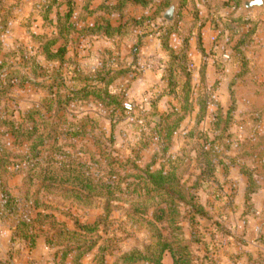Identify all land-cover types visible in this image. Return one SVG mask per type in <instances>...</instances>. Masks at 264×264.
Here are the masks:
<instances>
[{"label": "rangeland", "instance_id": "374dc122", "mask_svg": "<svg viewBox=\"0 0 264 264\" xmlns=\"http://www.w3.org/2000/svg\"><path fill=\"white\" fill-rule=\"evenodd\" d=\"M58 1L63 2L65 0ZM120 1L123 0H94L91 10L96 12L104 7L105 11L91 17L87 25L93 27L105 18L110 20L114 28H121L122 35L115 40L99 36L87 37L80 33L84 30L86 24H78L77 33H79L72 35L69 40L66 58L68 65L64 66L62 72L68 80L66 83L67 88H72L70 80L73 78L75 71L85 77L109 61L118 66L122 65L124 69H132L133 49L140 37L147 36L135 62V68L140 74L119 78L113 87L116 96L123 97L126 101L127 113L125 115L119 112L113 113L111 110L109 112L104 111L98 108L96 104H74L65 113L54 114L48 106L44 111V106L47 105L45 100H48L49 96L45 88L41 87L46 84L48 86L54 85L56 78L54 72L55 68L58 67L55 64L47 63L44 57H36L35 60L42 69L37 71L35 75L32 74L31 70L29 72L28 70L25 72L15 70L9 72L7 70L6 78L11 76L21 77L25 78V82L20 87L18 85L7 87L8 93L0 102V124L11 120L21 123L28 112L40 107V110L45 114L49 133L54 131L58 135H66L68 134L67 130H70L67 127V122L76 124L75 129H71V134L79 132V134H85L86 136H81L78 139L63 136L60 139V145L64 146V150L69 153L72 160L77 159L79 161L76 162L88 166L97 179L106 177V167L113 162L118 163V166L113 168L124 177L136 174V171L132 170V165L143 166L148 164L155 154H159V158L162 157L160 154L161 143L155 133V124H159L161 117L170 113L175 106L174 100L165 95L168 87L165 64L169 61V52L163 48L161 42L164 35L162 33L161 35L158 34L163 23L166 24L167 28L170 27V24L163 20V15L171 7L174 0L170 2L171 5L166 11L165 6L169 5L168 0H156V4L147 10L140 5L131 4L123 14L124 16L116 12ZM177 1L176 21L171 25L174 26V30L176 29V33L169 38V47L174 52H178L183 48L182 39L188 36L190 28L193 25L199 26L195 24L191 10L181 11L182 0ZM239 1L241 7L238 8H236L235 2L230 3V0H228L215 7L206 5L205 9L198 10V20L200 18L202 20L207 19L210 21L212 29L220 33V36L218 34L219 37L216 38L221 41V46L216 42L214 46L217 49L221 47V56L223 57L228 56L226 52L236 54L238 43L244 36L255 31L254 27L257 29L256 33L261 31L263 33L258 35L264 37V9L245 14L243 2L247 0ZM74 2L77 4V18L80 19L83 17L80 11L83 7V0H74ZM44 4L45 2L42 0H0V46L3 56L0 59V64L9 61L10 66L18 64L21 66L20 69H23L22 60L16 58L15 55H20L23 52L28 59H31L34 47L31 37L50 36L53 33L52 28L42 18V6ZM152 8H156L155 12L152 10L153 14L150 11ZM58 12L64 13L65 9H60ZM55 14L56 11L53 9L52 15L49 17L51 21L56 20ZM76 19L74 22H76ZM150 20H153L152 24L149 23ZM238 20L242 22L236 23ZM155 39L160 43H158L159 47L157 49L152 41ZM173 39L178 40L181 46H176V43L172 41ZM148 43H150V48ZM246 43H248V40ZM191 44H194L197 51L200 50L196 29ZM250 47L246 49L245 46L243 48L244 52L251 50ZM148 48L149 51L154 53L159 51L162 58L155 59L154 57L144 56L142 52ZM9 54L10 56L13 54L14 57H10ZM110 55L112 56L111 60ZM235 58L237 59V57ZM235 60L234 73L225 72L222 68H218L222 65H218V67H214L216 71L208 74L204 71L207 65L203 61L201 63L203 66H200L199 70L194 69L195 66L191 63L194 114L181 125L167 155V157L174 159H185L188 175L184 178V186L188 189L195 187L193 192L196 197V204L203 209L204 206H209L214 211V213H210L211 216L206 214L204 217V215H199L197 212L195 214V211L192 212L190 210L191 205L180 206V217L177 221L179 231H177V226L169 227L166 223L157 224L162 236L174 246H176L177 240L183 243L197 241V244H194L191 250L194 259L197 260L202 258L200 257L201 250L198 249L200 245H204L206 242L207 245L214 247L212 244L216 240L214 239L216 230L222 228V230L225 229L231 232L227 228H231L236 224L232 219L233 224H228L225 221L222 227L221 223L215 219L220 215L224 203L221 202V197H219V195L221 196L220 191H223L222 186L225 184L226 178L233 177L231 169H237L238 167L243 175L244 170H251V167L249 168L247 165L248 163L249 165H255L258 161L264 160V67H262L264 65L256 66L254 61L248 59L249 69L243 72L245 74L242 77L234 79L242 73L240 69L242 62L240 59ZM202 71L205 72V82L201 81ZM149 73H158L160 79L155 82L150 80L152 85L149 87L145 84L149 80L140 84L139 81H144V77ZM222 78L227 80L225 84L223 83L224 80H217ZM200 99L210 105L206 119L201 124L197 122ZM155 100H158V103L152 109V103ZM231 100L234 101L233 120L229 131L231 140L229 144L227 140L221 143L219 140L220 135L213 132L214 124H216L215 116L219 112L227 113L232 106ZM50 118H55L56 123ZM0 131H4L1 125ZM2 141L10 154L24 155L27 152L26 147L14 148V141L11 138L6 137ZM208 161L215 169L214 175H205V164ZM241 166H245V168L242 169ZM27 169L28 166L27 168L25 166L19 168V170L25 172ZM10 171L13 173L12 169ZM220 174L223 178L220 177ZM129 182L131 184L133 180ZM8 186L16 198L20 199V204H18L13 215H7L0 221V259L7 264H55L57 253L63 251V245L61 246L63 243L58 244L57 240L54 239L53 246L45 247V242H48L56 231L50 227H47L49 231H43L41 235H38L41 244L38 248L31 249L24 242H16L12 245L11 229L16 225V220L20 219L19 216L26 214L31 218L30 215L33 217L35 213L29 210L30 205L24 204L25 201L20 198L19 190L23 186V176L11 178ZM122 189L124 190L123 194L117 197V202L111 204L109 214L105 211L103 200L90 199L80 205L74 200L65 201L60 199L59 196L54 197V195L44 198L43 193H41L39 204L51 209L46 213L53 214L58 224L64 226L70 232L77 230V224L92 226L97 223L99 227L97 235L86 236L84 240L86 244L87 242L96 243V249L91 253H86L85 249L81 252L70 253L72 255L65 264H98L95 262V258L98 256L100 249H105L107 253L114 252L112 256L106 257L105 264H121L119 260L123 256L134 251L146 252L156 242L155 229L145 223L154 219L156 210H150L146 214L135 211L132 207L135 203L132 197L134 191L131 189L128 192L126 187H122ZM68 190L72 191L69 188ZM28 202L34 201L30 200ZM162 207L165 208V206ZM215 220L218 223H215ZM214 223L217 227L213 228L212 232L214 233L211 236L212 234L206 233V231ZM80 254L83 257L78 260ZM206 254L202 260L206 257ZM163 264H173V259L169 254L164 256ZM194 264H197V262H194Z\"/></svg>", "mask_w": 264, "mask_h": 264}, {"label": "trees", "instance_id": "16d2710c", "mask_svg": "<svg viewBox=\"0 0 264 264\" xmlns=\"http://www.w3.org/2000/svg\"><path fill=\"white\" fill-rule=\"evenodd\" d=\"M42 1L45 2L42 6V18L52 28L53 33L50 36L31 37V41L34 44L31 59H28L23 52L20 55H15L16 58L22 60L23 69H20L21 66L18 64L10 66L9 61L6 62L8 64H0V102L8 93L7 87L17 85L20 87L25 82V78L21 77L16 78L11 76L10 78H6L7 70L9 72L10 70L17 72H25L27 70L29 72L31 70L32 74L35 75L37 71L42 69L35 59L36 57H44L47 63L58 66L54 72L56 75L54 85L48 86L46 84L41 87L45 88L49 96L48 100H45L47 105L44 106V111H46V107L48 106L49 110L54 112V114L65 113L74 104H96L98 108L104 111L109 112L111 110L113 113L119 112L125 115L127 113L125 108L126 101L123 97L116 96L113 87L119 78L132 75L138 76L140 74L135 68V62L139 50L143 47L142 43L147 36L143 38L139 36L138 43L133 49L132 69H124L122 65L118 66L114 62L109 61L85 77L83 74L75 71L73 78L70 80L72 88H67L66 83L68 80L65 74H63L62 69L65 65H68L66 58L69 40L72 35L79 33H77V25L80 23L86 24L84 30L80 32L82 35H86L87 37L99 36L109 40H115L117 37H120L122 29L114 28L110 20H106L105 18L101 19L93 27L87 25L91 17H95L98 13L105 11L104 7H101L98 11L93 12L91 6L94 0H83V7L80 9L83 17L80 19L77 18L78 10H76L77 4L74 0H65L63 2H59L58 0ZM168 1L169 5L165 6V11L170 7V2H172V0ZM181 2V11L185 9L191 10L195 24L199 26L193 25L190 28L188 36L182 39L183 48L178 52L172 51L169 47V38L176 33V29H173L174 26L170 25L167 28L166 24L163 23V26L159 29L160 32H158L159 35L161 33L164 35L161 38V42L163 48L169 52V61L165 64L168 75V87L165 95L172 98L175 102L172 111L161 117L159 124H155V133L158 141L161 143L160 154L162 157L159 158V154H155L148 164L143 166L132 165V170L136 171V174L124 177L113 168L118 166L117 162H113L106 167V177L97 179L93 176L88 166L76 162L79 161L77 159L72 160L69 153L64 150V146L60 145V139L63 136L74 139L86 136L85 134H79V132L71 134V129H75L76 124L67 122V127L70 130H67L68 134L66 135H58L54 131L49 133L45 114L40 110L41 107L28 112L23 117L21 123L15 122V120L1 122L0 125L4 128V131H0V221L7 217V215H13L18 204H20V199L16 198L8 186L9 180L16 176H23V186L19 190L20 198L25 201L24 204H29L30 208L28 209L35 213L33 217L29 214L31 218L26 214L19 216L20 219L16 220V225L11 229L12 245L16 242H24L28 244L29 248L34 249L40 241V236L38 235H41L43 231L48 230L47 227H50L56 231L52 234L53 237H50L48 242H45V246H53L54 239L57 240L58 244L63 243L61 246H65H62L63 251L57 253L58 256H56L55 264H65L72 255L70 253L73 252H81L84 249L86 253L93 252L96 249V243L87 242L86 244L84 240L86 236L98 234L99 227L97 223L92 226L77 224V230L70 232L64 226L58 224L53 214L49 215L46 213L51 209L39 204V196L41 193H43L44 198L53 195L54 197L59 196L60 199H64L65 201L74 200L80 205L90 199L103 200L105 202V211L109 214L111 204L118 201L117 197L124 192L122 187H126V191L129 192L131 189L134 191L132 197L135 203L133 202L132 207L135 211L146 214L150 210H156L154 219L151 222H145L155 229L156 242L149 247L148 251L131 252L120 258L119 262L121 264H163V258L166 254L171 256L173 264H194V262L199 264L201 262L200 258L198 260L194 259L191 252L193 245L197 244V241L183 243L177 240L176 246H174L162 236L157 228L158 223H166L169 227L177 226V231H179L180 228L177 221L180 217V206L191 205L190 210L192 212L195 211V214L197 212V214L204 215V217L207 214L201 206L196 204V197L193 192L195 187L188 189L183 184L185 176L188 175L185 159L167 157L173 144V139L178 134L181 125L194 114V88L188 53L195 29L198 32L199 48L202 51L201 30L204 27V23L198 20L199 11L195 0H182ZM233 2L235 0H230V3ZM131 4L140 5L143 9L147 10L156 4V0H123L118 3V10L116 12L124 16L123 14ZM235 6L236 8L241 7V2L237 0ZM59 8L61 10L65 9V12L59 13ZM53 9L56 11L55 21H51L49 18L52 15ZM75 19L76 22H74ZM152 21L150 20L149 23ZM240 22L242 21L238 20L236 23ZM155 25L157 27V23ZM254 29L255 31L244 36L236 47L237 53L234 55L242 62L240 67L242 73L234 79L242 77L245 74L243 72L249 69V62L245 57L243 48L246 46L247 49L251 45L252 37L257 31L255 27ZM247 40L248 43H246ZM11 56L14 57L13 54ZM2 57L0 46V59ZM111 59L112 56L110 55ZM204 73L202 71L200 75L202 82H205ZM157 103L158 100L152 103V109L153 106L154 108L157 106ZM231 105L227 113L219 112L215 116L216 124H214L213 132L216 135H220L221 138L219 140L221 143L227 140L229 144L231 140L229 131L233 120V100H231ZM209 106L208 102L203 99L199 100V112L197 113V122L199 124L205 121ZM37 118L38 120H36ZM50 120H54L56 123L55 118H50ZM6 137H10L14 141V148L26 147V154L14 155L8 153L2 141ZM205 165V175H214L215 169L211 166L210 162H206ZM23 166L26 168L28 166L26 172L19 170ZM241 168L244 169L245 166H241ZM10 169H12L14 174ZM244 172L243 175L249 181L250 190L248 194L250 195L253 193L252 190L255 189L254 176L251 170H244ZM130 180H133V183L130 184ZM68 188L72 191L68 190ZM30 200L34 202L29 203L28 201ZM162 206H165V208ZM113 253L112 251L107 253L105 249H100L95 262L105 264L106 257L112 256ZM82 257V254H80L78 260H81ZM204 260H207V257ZM0 264L7 263L0 259Z\"/></svg>", "mask_w": 264, "mask_h": 264}, {"label": "crops", "instance_id": "0c3cea01", "mask_svg": "<svg viewBox=\"0 0 264 264\" xmlns=\"http://www.w3.org/2000/svg\"><path fill=\"white\" fill-rule=\"evenodd\" d=\"M227 1L228 0H195V3L197 9L202 10L205 9L206 5H208V7H215L216 5ZM152 10L155 12L156 8H152L150 11ZM211 16L213 15L211 14ZM200 21L204 23V27L201 30L202 51H197L194 44H191L188 53L190 62L195 66L194 69L199 70L200 66H203L201 64L203 61L206 63L205 65H207V68H205L204 71L208 74H212L213 71H216L214 67H218V65H222V67H218L219 69L222 68L225 72L230 71L234 73L236 67L234 60L236 59V56L232 54L233 52H226V55H228L226 57L221 56V47L217 49L216 46H214L215 42L221 46V41L217 39L220 36V33L212 29L211 23L207 19L202 20L200 18ZM259 33L263 32L260 31ZM259 33H256L252 37L250 45L252 51L249 50L245 53L246 59L254 61L256 66L264 65V37L259 36ZM152 41L154 42V47L157 49V47H159L158 40L155 39ZM172 41L176 43V46H181L178 40L173 39ZM148 45L150 48V43H148ZM149 48L142 52L144 56L154 57L155 59L162 58L159 51H155L156 54L153 51H149ZM157 79H160L158 73H149L144 77V81L140 80L139 83L141 84L142 82H147V80H149L148 83H145L146 86L149 87L152 85L150 80L155 82ZM217 80L222 81L224 79ZM226 81L227 80H224L223 83L225 84ZM224 162L226 163V161ZM247 165L249 168L251 167L250 169L254 176L255 189L252 190L253 193L249 195L248 191L250 190V185L248 178L240 173L238 167L237 169H231L233 177L231 178L230 176L229 179L226 178L225 184L222 186L223 191H220L221 196L219 195L220 193L217 194L221 197V202L224 203L222 204L220 215L215 219L221 223L222 227L224 226L225 221H227L228 224H233L232 219H234L236 224L231 226V228H227L231 232L225 229L222 230V228L216 230L214 239L217 241L215 240L212 244L214 247H211L209 244L207 245L206 242L204 243L205 246L202 244L198 247V249L201 250L200 257L203 258L207 253V260H202V258H200V264H208V262H210V264H264V160L258 161L255 165H249V163ZM204 210L209 216H211L210 213H214L213 209L209 208V206H204ZM217 221L215 223H218ZM215 223L213 225L211 224L212 227L206 231V233H211V236H213L214 232L212 231L215 229L214 227H217ZM208 224H210V222H208ZM39 246H41L40 241L38 242L37 248Z\"/></svg>", "mask_w": 264, "mask_h": 264}, {"label": "water", "instance_id": "95a60500", "mask_svg": "<svg viewBox=\"0 0 264 264\" xmlns=\"http://www.w3.org/2000/svg\"><path fill=\"white\" fill-rule=\"evenodd\" d=\"M178 8V1L174 0L171 7L164 13L163 20L167 24H174L176 21V12ZM264 9V0H247L243 2V10L245 14Z\"/></svg>", "mask_w": 264, "mask_h": 264}]
</instances>
